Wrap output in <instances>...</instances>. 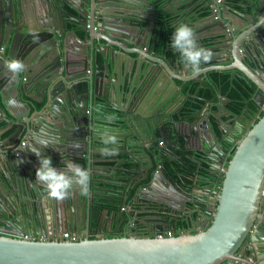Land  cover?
<instances>
[{"label": "water", "instance_id": "water-1", "mask_svg": "<svg viewBox=\"0 0 264 264\" xmlns=\"http://www.w3.org/2000/svg\"><path fill=\"white\" fill-rule=\"evenodd\" d=\"M261 1L248 0V5L255 8L259 16L256 11L249 16L236 13L229 5L230 0H223L221 4L215 0H203L201 6L204 12H209L213 21L211 28L220 36V45L210 48L211 57L216 56L217 61L213 58L209 61L218 63L211 66L212 69L253 81L257 89L252 100L257 105L258 115L264 105V8ZM173 2L177 3L171 0H0V122L5 124L2 128L13 130L9 135L11 140L18 142L21 136H25L29 141L25 152L21 148L5 151L0 142V188L3 184L6 186L4 178L11 170L21 177L23 187L20 213H13L15 209L9 213L8 208L1 206L0 200V218L9 222L5 227L0 225V264H264V113L237 140L229 160L228 149L225 148L222 152L214 148L206 156L216 163V169H212L213 179H217V172L224 171L225 176L216 187L219 202L212 220L198 222L186 235L165 238L141 236L133 229L137 224L143 225L151 216L142 217V214L145 215L152 206H158L160 215L150 219L169 217L174 222L179 218L176 207L182 204L176 202L177 194L187 197L188 190L184 183H179L178 174L177 178L174 174L167 175L165 162H172V170H178V173L189 170L183 154L192 158V150L199 145L202 153L207 154L211 144H219L224 135H219L212 125L214 118L218 129L223 130L219 126V115L216 117L212 112L202 117L203 110H198V118L190 121L189 113L193 109L183 113V96L187 94L181 91L175 81L176 76H171L165 64L152 60L148 55L135 61L132 56H121L120 52L129 55L128 50L119 51L110 38L106 39L109 41V45H105L106 50L97 49L105 59V65L99 72L94 70L91 76H86L79 83L72 82L76 77L65 72L72 64L67 59V52L75 49L72 47L75 43L69 41V37L73 36L78 41V52H85L90 31L94 28L123 34L122 39L133 42L137 48L148 49L146 53L149 55L165 58V63H171V69L175 66L184 69L186 66L179 62V54L176 60L156 50L157 41L171 37L177 25L185 24V16L179 24L171 22L174 16L169 7ZM212 3L218 5L217 14L210 10ZM69 4L77 12L70 11L67 8ZM201 8L198 6L190 15ZM226 10L244 17L246 27L226 18ZM188 20V25L195 23ZM97 22L101 27L96 25ZM127 25L130 30L124 31L122 26ZM171 25L175 26L170 28ZM81 31L84 36H81ZM149 32L150 35L152 32V38L147 48L145 36ZM98 53L94 54L97 65ZM248 57L255 60L257 66L248 64ZM10 60L21 61L25 65L24 71L19 75L12 74L6 67ZM207 62H202L198 71L205 70ZM83 64L88 69L90 62L85 59ZM205 74L209 75L208 72ZM116 78L121 81L119 84ZM181 80L187 81L188 78L182 77ZM200 82L203 84V80ZM214 83L219 87L215 79ZM220 94L230 100L222 95L221 89ZM219 108L222 109L221 106ZM109 115L116 119L107 121ZM203 120L206 121V129L202 126ZM113 123L119 130L110 126ZM186 125L191 127L187 134ZM104 129H111L110 134L122 142L119 149L132 156L130 160L137 161L134 170L140 172V176L121 184L124 192L126 190V198L129 192L136 190L137 206L140 207L137 211V206L129 207L127 214H132V219L126 212H121L123 222L114 226L111 232L108 224L93 225L100 227V234L95 238H91L93 235L89 233L79 241H64L48 237L45 233L38 234L37 226L52 228L53 225L54 230L78 232L80 225L74 215L63 217L62 206H65L66 199L48 198L42 185L39 186L37 200H31L32 196L24 190V177L28 179L29 175V178L33 176L36 179L35 172L40 167L39 158L33 153H41V156L47 155L45 150L57 153L52 165L60 171H66L70 162L87 169L89 156L92 166L99 149L104 147L98 135ZM175 130L178 131L176 135L173 133ZM223 133L226 132L223 130ZM182 138H185V143ZM159 140L164 144L155 153L160 154L161 167L148 147V144ZM224 142L233 144L227 139ZM200 179L198 183H201ZM109 181L105 173H91L89 228L92 226L91 217L99 216L103 220L104 211L108 217L119 212L120 200L108 195L115 193L114 190H105ZM113 183L117 186L120 182ZM158 183H163L168 189L160 191ZM206 184H212L210 178ZM71 192L69 200L76 210L77 193L73 188ZM87 198L81 202L87 205ZM48 207L52 209L53 220L44 216ZM16 220L18 224L25 225L24 231L19 229L22 233L11 230ZM131 220L130 233L122 234L125 222L130 224ZM172 226L173 223H168L164 227L169 229ZM155 227L157 230L162 228L159 224Z\"/></svg>", "mask_w": 264, "mask_h": 264}, {"label": "crops", "instance_id": "crops-1", "mask_svg": "<svg viewBox=\"0 0 264 264\" xmlns=\"http://www.w3.org/2000/svg\"><path fill=\"white\" fill-rule=\"evenodd\" d=\"M171 1H176L177 3L173 2L170 5V9L173 10L172 16L173 20H171V22H174L175 25L179 24L181 22V20L183 19V17L185 16L186 20H185V24H188L189 20L194 21V24H189L195 32V39L198 38L199 40L197 41V44L199 46H202L206 49L211 47H216L219 46L220 44H218V41L220 40V36H218V32L215 31L213 28H211V26H213V21L210 18V14L208 11H203L204 9L201 8V6L203 5V0L201 2H199V0H171ZM262 2V8H264V0L261 1ZM164 4V3H163ZM230 7L232 9H234V11L236 13H242L244 16H249L251 15L253 12L256 11L257 16V10L255 8H252L248 5V0H235V1H231L229 3ZM198 6L201 8V10H197L196 13H194L193 15H190V12L192 10H195L196 8H198ZM67 8L70 11L73 12H77L76 9L71 5H67ZM261 8V9H262ZM233 11L230 10H226L225 11V16L228 19H231L234 21V23L238 26H242V27H246V24L244 22V17L239 16L238 14H236ZM253 19V18H252ZM256 20V19H255ZM230 24V23H228ZM98 27H101V23L97 22L96 24ZM175 25H171L173 28ZM70 26L72 27V24H70ZM96 26V27H97ZM122 29L125 31H129L130 30V26H122ZM102 31H98L95 28L92 29L90 31L91 33V37L87 40V49H86V55L84 54L85 52H78L76 50V48L79 46L78 41H76L73 36L69 37V41L75 43L72 45V47L74 46L75 49L68 51L67 55H68V60H70L72 62V64H70L69 67V71H65L66 73H70L71 75H73L74 77H76L72 82L74 83H79L81 81H84L85 77L88 75H92L93 71H100L101 66L105 65V59L102 53H98L97 49L99 50H106V46L105 45H109V41H107L106 39L110 38L109 40H111L112 43H115L117 45V48L119 49V51H126L128 52L129 55H126L123 52H120L121 56H125L126 58H129V56H132V60L135 61V59H141V58H145V55H148L152 60L156 61H160L164 66L167 67V69L170 71L171 76L175 77V81L178 84L179 88L181 89V91L184 94H187V96H183V98L185 97L184 101L186 102L188 99L195 97V95L197 93H193L190 92L191 87L194 84H198V89L202 88V87H206V88H210L212 90L213 93H215V98L213 99H208L205 102H203V106L200 109H193V111H191L189 114L191 115L189 117L190 121H194L198 118V110H203V114L202 117L206 116V115H210L212 112L215 113L216 117H218V115H222L224 116L223 121H219V126L221 129H225L227 130V133L229 134V136H226L225 138H223L219 144L217 145H213L211 144L210 149L208 150L209 152H207V154H204L205 156H208L211 154V150L214 148L219 149L222 152V148L228 149L229 145L224 142V139H227L229 141H232L233 143H236L237 140L239 139V137L242 135V130H241V126L246 124L247 122H249L251 120V118L255 117L256 113L254 111H248L245 110L244 112H242L241 114H234V112L232 111V109H230L228 107V103L231 102L230 100L228 101L227 99H224L221 97L220 94V87L216 86L214 81H213V77L214 74L219 72V73H226V74H230V76H232V74L230 72L227 71H219L216 69H212L211 66L213 65H217V62H214L213 60H216V56H213L211 58H213V60L208 61L207 64V68H205V70L202 71H198V72H193L190 68L184 67V69H179L178 66L173 67L172 69L171 67V63L167 64L164 62V59L162 57H159L157 55H149L148 53H146V50L148 49H141V48H137L133 42L131 41H127L126 38L122 39V37H124V35L122 34H118V33H114L111 34L110 31H106L103 30V28H101ZM81 36H84L85 33L84 32H80ZM111 34V35H110ZM145 43H146V47H150V41L152 38V32L150 35V32L148 34H146L145 36ZM170 38L171 37H167L164 39V37L156 42V50L158 52L164 53L166 54L167 58H175L177 60L178 57V53L175 52L173 49H171L170 47ZM133 38H129V40H132ZM203 42V43H202ZM144 43V44H145ZM122 46V47H121ZM102 47V48H101ZM3 48V47H2ZM77 49H80L79 47ZM1 51V50H0ZM211 51V50H210ZM96 52L98 53L99 56V64L97 65L94 62V54H96ZM221 54V53H219ZM122 60H125L124 57H120ZM210 58V59H211ZM85 59H88V61L90 62L89 68L85 69V65L83 64V61ZM66 60V59H65ZM120 60V59H119ZM244 60L247 62V60L244 58ZM217 61V60H216ZM225 61V60H224ZM148 62V61H146ZM180 63H182L183 65H185L181 59L179 60ZM245 62V63H246ZM248 64L255 66L256 62L255 60H252L251 58L248 57ZM208 69H210V71H208ZM88 70V71H87ZM187 72V73H186ZM201 72V73H200ZM204 72V74L202 73ZM205 72H208L209 75H206ZM104 73H106V71H104ZM200 73V75H196ZM188 78L187 81H183L181 80V78ZM232 80H243L242 77L237 78V77H231ZM201 80H203V84H201ZM109 81L112 84V77L109 78ZM121 81L118 80L116 78V83L119 84ZM70 86V85H67ZM210 90V91H211ZM192 95V97H190ZM223 95V94H222ZM225 96V95H223ZM226 97V96H225ZM227 98V97H226ZM230 99V98H229ZM219 106L222 107V109L219 108ZM257 109H255L256 111ZM188 111V110H187ZM186 114V113H185ZM184 115V114H183ZM252 121V120H251ZM121 122H119L120 124ZM206 121L203 120V128H207L206 126ZM5 124L0 122V142L3 144L4 146V150L5 151H12L14 149H19L21 148L22 152H25L26 148L28 147V138H26L25 136H21L18 142H15L13 140H11L9 138V135L13 132V130H7L2 128V126H4ZM110 126H112L113 129L115 130H119V127L117 124L113 123L110 124ZM180 129V127H179ZM185 134H187L190 130L191 127L190 126H185ZM181 130H182V125H181ZM125 132V131H124ZM174 135L178 134V131L175 130ZM219 135H223V133H219ZM26 138V139H25ZM49 138V137H46ZM4 140V141H3ZM27 141V145L23 146L22 142L23 141ZM159 140L158 142L149 145V151L151 152V154L153 155L154 158H160V154L155 153L156 149H160L161 145ZM182 141L185 143V138H182ZM122 142L121 140L118 139V145L116 147H118L119 145H121ZM224 144V145H222ZM199 147L197 149H193L192 150V159H194V155H200L202 156L203 153L200 149L201 145L196 146ZM23 148V149H22ZM65 148V147H64ZM63 149V148H62ZM133 149V148H132ZM65 152V150H64ZM47 155V157H50L51 160H53L55 157V155H57V153L52 152V153H48L47 150H45V152ZM62 157V156H60ZM90 158V156H89ZM88 158V167L86 170H88L90 172V174L95 171V173L97 174H102L105 173L108 176L109 184L106 189H108V191H110L111 189L114 190L113 192L115 193H109L108 195L114 198H117L118 200H120V206L118 209V214L116 215H110L108 217V213L106 211H104L103 213V220L101 219V217L99 218V216L96 217H91L90 218V224H92L91 228H89V213H88V205L90 203V195H92V192H89V196H88V200H87V205L83 204V202H81V200L86 201V197L82 196L80 194V189L76 186L73 187V190L77 193V203H76V210L74 209V206H72L71 204V200L66 199V204H64L65 206L63 208V217L64 218H71L74 215L75 220H77V222L79 223L80 227H79V231L77 233L81 234L82 238L85 237L86 234L91 233L93 236H91V238H95L97 236H99L100 232H99V226L95 227L93 225H105L108 224V231L111 232V230H113L112 228L114 226H120L121 222H123L122 217H121V212H126V214L128 213V209L130 206L134 205L137 206V201H136V190L129 192V196H127L126 198V190L124 192V187L122 186L121 183L124 182H131V180L133 179V177H139L140 176V172L135 171L134 167L137 166V161H132L130 160L132 158V156H130L127 152H124V149H119L118 147V155H114V156H102L100 154V152L96 155L95 160L92 162V166H91V159ZM147 159V158H146ZM158 165L161 167L163 165V163L158 159ZM57 164V163H56ZM139 166V165H138ZM54 167V166H53ZM85 168V166H84ZM35 172V170H33V173ZM7 176L4 178V182L6 184V186H4V184L2 185L3 188H0V200L2 201L1 206L8 208L9 213L13 210V213H20L21 212V207L23 205V201H22V192H23V187H22V181H21V177L18 176L14 171H9L6 172ZM170 175V174H169ZM168 175V176H169ZM99 178V176H97ZM32 178V181H31ZM9 181V182H8ZM29 181V182H28ZM113 181H119L120 183L115 186V184H111ZM202 183V182H201ZM176 184V183H175ZM180 184L183 185V181H180ZM39 186H41L38 182H36V179L33 178V176H31L29 178L28 175V179L26 177H24V190L27 192V194L31 197V200H37V198H39L40 193H39ZM100 187V186H98ZM158 187L159 189H161L160 191L163 190V188L168 189L167 187H165V185L163 183H158ZM201 188H205V186H201ZM207 188V186H206ZM44 189V188H43ZM185 189L188 190L187 193V197H184L183 194H177V198H179L180 204H182V207H184L185 209L188 208V206H192V203L194 202L195 199H199V196H203L201 194V190L197 189H190L185 187ZM73 192V191H72ZM71 192V195H72ZM163 192V191H162ZM44 193L46 194L45 190ZM189 194V195H188ZM70 195V196H71ZM75 195V194H74ZM45 196V195H44ZM116 196V197H115ZM157 197V196H156ZM28 197H26V199H28ZM127 199L126 204H124V199ZM70 201V202H69ZM16 203V205H15ZM87 206V208H86ZM140 207V205H139ZM138 206L136 207V211L139 208ZM178 208V206L176 207ZM47 210H45L44 212V216H50V218H53V214H52V209L51 208H46ZM86 209H87V219H86ZM181 209V208H180ZM74 211V214H73ZM11 212V213H12ZM66 212V213H65ZM152 210L148 211V215H156L159 216L160 213H157ZM175 212V211H173ZM123 214V213H122ZM128 218L133 217L132 214H127ZM143 215V214H142ZM132 219V218H131ZM102 220V221H101ZM133 221H130V224L128 225V222L126 221L124 224V228L123 231L125 230H129L131 227V223ZM9 222H7V220L5 218H0V225L1 226H6L8 225ZM15 225L13 224V227L11 228L12 231L17 232V233H22L21 230H25V225L22 224H18L17 220L14 221ZM183 223V222H182ZM179 223L178 224H182ZM0 226V227H1ZM153 230H156L155 225L153 224ZM52 228L48 227V228H43V227H38L37 226V232L38 234H42L45 233L48 235V237L53 236L57 239L58 235L64 233L65 231H71L70 229H64V230H54L53 229V225L51 226ZM83 227H86V229H84ZM2 228V227H1ZM7 228V227H6ZM84 230H83V229ZM21 229V230H19ZM46 229V230H45ZM89 229V231H88ZM127 234V233H126ZM97 235V236H96ZM60 238L58 237V240Z\"/></svg>", "mask_w": 264, "mask_h": 264}, {"label": "clouds", "instance_id": "clouds-1", "mask_svg": "<svg viewBox=\"0 0 264 264\" xmlns=\"http://www.w3.org/2000/svg\"><path fill=\"white\" fill-rule=\"evenodd\" d=\"M211 5L210 10L212 13H215L213 12ZM195 35L196 34L194 32V29L190 25L180 23L175 27V30L172 32V36L170 38L171 49H173L179 54L181 61L185 64L186 67H189L193 72H197L199 70L200 64L202 62L209 61L212 55L209 49H206L197 44ZM6 67L12 74L15 75H19L25 69V65L19 60L8 61ZM99 110L100 109L98 106L97 111ZM262 115L263 113H260L257 119H259ZM115 119L116 117L112 115L106 117V120L109 122ZM111 132V129H104L103 132L98 133L99 139L104 145V147L99 149L100 154L102 156L118 155V147H116L118 145V137L114 134H110ZM109 145H112V147H109ZM33 154L39 158L40 164V167L35 172L36 182L43 186L48 198L55 199L58 201L68 199L71 195V189L74 186L80 189V194L82 196L86 198L89 196L91 174L88 170L83 169L81 166L74 162H70L67 166L66 171H60L58 168L53 167L52 160L50 157L41 156V153ZM69 172L71 173V175H69ZM148 214L149 213L147 212L145 215H142V217L148 216ZM189 225L186 224V221L183 226H181L180 224L175 225V227L183 230L177 233L176 235L188 234L189 230L192 228L189 227ZM165 229L167 228L162 227L160 230H153V233H149L148 235H154L156 237V234L158 232L164 231ZM196 229L198 231H202L200 227H197Z\"/></svg>", "mask_w": 264, "mask_h": 264}, {"label": "flooded vegetation", "instance_id": "flooded-vegetation-1", "mask_svg": "<svg viewBox=\"0 0 264 264\" xmlns=\"http://www.w3.org/2000/svg\"><path fill=\"white\" fill-rule=\"evenodd\" d=\"M256 66H257V64H256ZM243 80H245L246 83H247V84L245 83V85H244L245 88L253 89L252 93H254V91L257 89L255 83L253 81H251L249 78H246V77L243 78ZM213 81H214V79H213ZM252 96H253V94H252ZM251 101H253L252 97L245 101L246 102V106L244 107L242 112H244L245 110H248V111L252 110V109H250L247 106V105H249V103ZM191 109H194V108L193 107H189L186 110L184 109L183 113L185 114ZM184 111H186V112H184ZM254 112L256 113V115H255V117L251 118L252 121L250 120L249 122H247L246 124L241 126V130H242V135L241 136H243L244 133H246V131H248L249 128H251V126L258 121V119H257V116H258L257 110L254 111ZM223 118H224V116H222V115L219 116V120L220 121H223ZM221 132L223 133V130ZM224 132H226V133H223L224 138L226 136H229V134L227 133V130L224 129ZM240 137H239V139H240ZM220 142H222V141H220ZM230 142H232V141H230ZM222 145H224V144H222ZM231 146L232 145H229L228 149ZM227 155H228L227 160H229L232 156L230 157L228 152H227ZM190 159H191V161H193L194 167L190 166L191 169L189 168V170H184V171H181L179 173H178V170H177V174L180 176L179 183H180V181H183L185 187L190 188V189H192V188L193 189L194 188L197 189L198 188L199 190L202 191L201 194L203 196H199L200 197L199 199L198 198L195 199L194 202L192 203V206H190V207L188 206V208H186V209L184 207H182V206L178 207L177 208L178 209L177 212H179V215H176V216L179 217V218H177V220H175L174 222H172L171 218H169V217H161V218L159 217L157 219H153V218L150 219V217H154L156 215L155 214L151 215V216L148 215L150 217L145 219V223L143 225H140V224L136 225V227L133 229L134 232L138 233L139 235H148L149 233H153V226H152L153 224L154 225L159 224L161 227H164L168 223H173V227H174L175 225L178 224V222L182 223L184 221L182 224H180L181 226H183L185 221H186L187 225L190 224L189 227H195V225H197L198 222L204 221L205 223H207V222L212 220V218L216 214L217 205H218V202H219L218 200L214 199L213 195H212L215 192V189H214L215 186L213 185L215 180L213 179V177L211 175H214V172L212 171V169H216V167H215L216 163L213 160L214 163H215L214 164L212 162L211 158L207 159L204 154L202 156L194 155V159H192L191 157H190ZM215 160L217 161L218 159H215ZM202 161H205L203 165H201ZM177 166L180 167L178 163H177ZM215 175H217L216 176V178H217L218 176L220 177L222 175V173L217 172V174H215ZM222 177H221V180L223 181L225 176L222 175ZM208 178H210V180L212 181V184H210V185L206 184V182L208 181ZM199 179H200V182H202V183H198ZM201 186H205V188L202 189ZM206 186H207V188H206ZM178 201H179V198L176 199V202H178ZM159 203L162 204L163 202L161 200H159ZM162 206H164V203H163ZM149 210H152V212L153 211L160 212V211H158V206L157 207L156 206H152L151 208H149ZM163 211H164V208L161 210V212H163ZM181 217H183V218H181ZM131 224H132L131 225V227H132L133 226V222ZM116 231H118V230H116ZM129 231L130 230L127 229V230L123 231L122 234H125V232L127 234H129L130 233ZM81 239H83L82 236L79 238V240H81Z\"/></svg>", "mask_w": 264, "mask_h": 264}, {"label": "trees", "instance_id": "trees-1", "mask_svg": "<svg viewBox=\"0 0 264 264\" xmlns=\"http://www.w3.org/2000/svg\"><path fill=\"white\" fill-rule=\"evenodd\" d=\"M231 1H235V0H231ZM213 79L217 81V84L222 90V94L225 95L227 98L231 99L230 100L231 102L227 104L228 107L232 109L234 114H241L242 110L246 106L245 101L252 97L253 89L245 88L244 85L246 81L232 80L230 74H226V73L222 74V73L217 72L214 74ZM210 90H211L210 88H206V87H202L198 89V84H194L191 87L190 92L197 93V94L195 95V97H192V95L190 96L192 98L188 99L185 102L184 109L186 110L189 107H193L194 109H200L203 106V102H205L208 99L215 98V93H213L212 90L211 91ZM247 106L250 109H252L251 111H255V109H257V106L253 101H251L249 105ZM212 125L214 126L218 134L221 133V131L218 129V123L214 121V118H212ZM183 157H184L183 160L187 165L189 164V166L194 167L193 161H191V159L188 158L186 154H183ZM172 166H173L172 162L166 160L165 167H166L167 175L174 174V178H176L178 176L177 170L176 171L172 170ZM179 166L181 167L180 164Z\"/></svg>", "mask_w": 264, "mask_h": 264}, {"label": "built area", "instance_id": "built-area-1", "mask_svg": "<svg viewBox=\"0 0 264 264\" xmlns=\"http://www.w3.org/2000/svg\"><path fill=\"white\" fill-rule=\"evenodd\" d=\"M216 1H217V4L222 3V0H216ZM217 4H212L211 5V7L213 9V12H215V13H218V11H219V9L217 7ZM260 113H264V105L261 106ZM258 117H259V115L257 116V118ZM160 144L163 145L164 144V141H160ZM22 145L23 146H26L27 145V141L24 140L22 142ZM236 146H237V142L234 143V144H232V146L228 149V153H229V156L230 157L234 153V150L236 149ZM16 154L18 155V152ZM220 173H222V175L224 176V171H221ZM222 175L220 177L218 176L217 179L215 180L214 184H213L215 186V188H214L215 189V192L212 195H213V198L216 199V200H218V198H219V192L216 191V187L219 184L218 182L222 181L221 180ZM262 195L264 196V190H263ZM180 231H183V230H181V229H179V228H177L175 226L174 227L172 226L169 229H165L164 231L158 232L156 234V237H158V238L173 237L177 233H179ZM27 237H28V235H27ZM80 237H81V235L79 233H77V232H71V231H65L64 233H62L59 236V238L61 240H64V241H78ZM57 239H58V237H57Z\"/></svg>", "mask_w": 264, "mask_h": 264}]
</instances>
